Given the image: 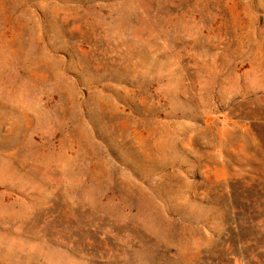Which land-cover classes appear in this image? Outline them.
<instances>
[{
    "label": "rangeland",
    "instance_id": "1",
    "mask_svg": "<svg viewBox=\"0 0 264 264\" xmlns=\"http://www.w3.org/2000/svg\"><path fill=\"white\" fill-rule=\"evenodd\" d=\"M0 264H264V0H0Z\"/></svg>",
    "mask_w": 264,
    "mask_h": 264
}]
</instances>
